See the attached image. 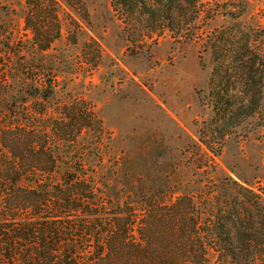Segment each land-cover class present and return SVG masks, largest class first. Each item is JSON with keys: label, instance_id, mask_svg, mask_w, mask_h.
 Returning a JSON list of instances; mask_svg holds the SVG:
<instances>
[{"label": "trees", "instance_id": "1", "mask_svg": "<svg viewBox=\"0 0 264 264\" xmlns=\"http://www.w3.org/2000/svg\"><path fill=\"white\" fill-rule=\"evenodd\" d=\"M201 1L111 0V8L131 37L149 39L170 20L177 36L190 41ZM25 4L24 28L31 36L21 47L5 44L12 55L0 71V264H206L210 252L219 264L264 263L259 198L251 202L253 212L242 204L243 218L231 219L233 227L225 229L218 224L227 217L195 209L189 193L164 206L176 192L166 184L125 183L120 196L113 192L112 175L102 174L109 136L95 107L78 97L61 101L57 76L45 67L48 51L60 39L57 2ZM217 7L208 12L215 14ZM227 28L210 32L201 47V53H210L203 98L220 117V140L256 113L263 93L264 63L255 40L248 33L226 40ZM22 53L24 61L13 60ZM199 65L207 66L201 56ZM199 140L209 148L206 139ZM213 188L223 198L240 196L248 204L249 195L256 196L230 179ZM208 218L212 226L202 231L198 225Z\"/></svg>", "mask_w": 264, "mask_h": 264}, {"label": "rangeland", "instance_id": "2", "mask_svg": "<svg viewBox=\"0 0 264 264\" xmlns=\"http://www.w3.org/2000/svg\"><path fill=\"white\" fill-rule=\"evenodd\" d=\"M55 1L60 39L48 51L45 67L57 76L61 101L78 97L95 107L109 136L102 149V174L112 175L113 192L123 191L125 183L166 184L176 192L163 201L164 206L189 193L195 209L211 208V215L227 217L218 224L225 229L233 227L231 219L243 218L242 204L253 212L251 202L259 198L264 206V67L256 113L220 140V117L203 98L208 93L210 53H201L210 32L228 27L224 39L250 34L264 63V0H202L190 41L177 36V25L170 20H163L165 27L149 39L131 37L113 12L111 0ZM216 5L215 14L209 13ZM26 7L25 0H0V71L12 55L9 48L18 43L21 47L31 36L24 28ZM200 56L205 69L199 65ZM24 57L22 53L13 60ZM52 103L54 113L58 102ZM199 137L206 139L208 149ZM223 179L256 196L249 195V204L240 196L223 198L213 188ZM209 219L198 225L202 231L208 230ZM206 264H219L214 252ZM256 264L264 263L259 259Z\"/></svg>", "mask_w": 264, "mask_h": 264}]
</instances>
